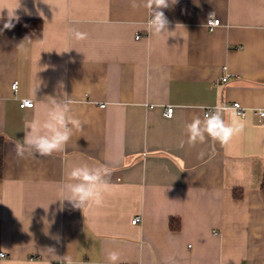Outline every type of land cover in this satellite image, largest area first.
I'll return each instance as SVG.
<instances>
[{"label":"crops","instance_id":"1","mask_svg":"<svg viewBox=\"0 0 264 264\" xmlns=\"http://www.w3.org/2000/svg\"><path fill=\"white\" fill-rule=\"evenodd\" d=\"M135 3L0 0V264H110V251L119 264H264V0H176L159 35ZM23 18L44 34L21 36ZM65 93L82 127L64 151L18 157L25 122ZM234 101L247 108L241 133L188 142L193 116ZM98 163L110 188L83 214L61 200L64 185L74 166Z\"/></svg>","mask_w":264,"mask_h":264},{"label":"clouds","instance_id":"2","mask_svg":"<svg viewBox=\"0 0 264 264\" xmlns=\"http://www.w3.org/2000/svg\"><path fill=\"white\" fill-rule=\"evenodd\" d=\"M170 3H176V0H144L143 6L148 13L147 27L151 33L159 35L167 31L169 21L162 9L168 8ZM132 6L136 7L135 0H132ZM40 15L43 16V13L40 12ZM13 18L12 12L9 20L4 23L5 29L13 27ZM75 35L77 39L86 38L84 33L76 32ZM64 97H48L43 115L25 122L23 142L15 144L18 157L23 158L25 154L46 157L65 150L73 129H80L82 124L71 114V99L66 93ZM259 114L264 117V109H259ZM244 128L245 122L240 118L236 107L222 102L204 111L202 117L193 116L191 122L185 125L188 142L193 145L206 140L225 145ZM111 174L112 170L103 163L95 166H74L68 173V182L64 185L67 195L61 200H67L74 208L82 209L83 214L85 209L102 206L105 194L110 188ZM106 258L110 264H119L121 259L117 251H110ZM2 260L3 254L0 253V261ZM57 261L58 264H74L69 254L57 257Z\"/></svg>","mask_w":264,"mask_h":264},{"label":"trees","instance_id":"3","mask_svg":"<svg viewBox=\"0 0 264 264\" xmlns=\"http://www.w3.org/2000/svg\"><path fill=\"white\" fill-rule=\"evenodd\" d=\"M19 32L21 36L29 38H38L43 33V21L39 18H23L20 21ZM4 138L0 136V178L3 175V160H4ZM261 188L264 189V174L262 178ZM181 227L180 218L172 217L170 219V228L172 230H179Z\"/></svg>","mask_w":264,"mask_h":264},{"label":"built area","instance_id":"4","mask_svg":"<svg viewBox=\"0 0 264 264\" xmlns=\"http://www.w3.org/2000/svg\"><path fill=\"white\" fill-rule=\"evenodd\" d=\"M206 23H207V25H208V28H209L210 30H213L214 27H217V26L220 25L221 20H220L219 18L215 17V16H210V17L207 19V22H206ZM137 38H140V35H137ZM226 80H227V77H223V81H226ZM17 85H18V83L15 82V83L13 84V88H14V89H17ZM33 104H34V101H33L32 99H24V100L22 101L21 106H23V107H32ZM225 104H227V105L230 106V107H236L237 112L240 114L241 117L246 116V114H247V108L244 107V106L241 104V102H238V101H234V102H225ZM102 106H104V105H102ZM214 106H215V105H214ZM214 106L206 107V108L204 109V111H207V110L211 109V108L214 107ZM166 111H167V112H166V115H167V116H172L173 111H174V107H173V106H169V107L167 108ZM254 114L257 115V116H259L260 118H263V117H261L260 114H259V109H255V110H254ZM140 221H141V217H140V216H136V217L133 219L132 222H133V224H136V223H139ZM0 253L3 254V258L6 256L5 251H0ZM55 264H56V263H55Z\"/></svg>","mask_w":264,"mask_h":264}]
</instances>
